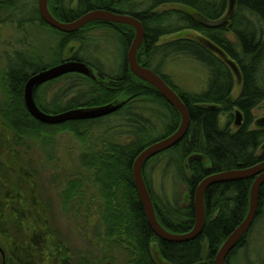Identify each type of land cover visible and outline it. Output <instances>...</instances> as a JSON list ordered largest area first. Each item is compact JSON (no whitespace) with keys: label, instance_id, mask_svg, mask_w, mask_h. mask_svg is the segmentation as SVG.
Instances as JSON below:
<instances>
[{"label":"trees","instance_id":"trees-1","mask_svg":"<svg viewBox=\"0 0 264 264\" xmlns=\"http://www.w3.org/2000/svg\"><path fill=\"white\" fill-rule=\"evenodd\" d=\"M19 1L0 0L1 8H9ZM49 2L51 14L62 23H72L89 12L104 10L134 17L144 27L145 38L137 60L179 95L189 110L191 122L184 139L176 147L150 159L143 175L160 224L173 234L190 232L195 223V192L204 179L251 168L264 161V154L259 155L264 144V129L251 128L253 111L264 101V0H236L233 16L219 28L205 26L200 18L222 19L228 12V0H76L74 8L68 7L65 0ZM168 6H181L184 10ZM18 10L26 21L37 22L57 35L58 43L48 63L24 54H17L9 61L6 73L9 101L0 109L5 131L13 133L18 143L25 137L47 143L46 131H70L85 142V133L90 128L107 120L121 119L123 130L120 133L127 138L124 143H109L103 151H88L79 157L81 168L89 179L93 178L92 184L104 204V242L124 246L129 255L127 264H160L158 260L165 264H215L219 249L248 214L252 179L219 184L207 190L206 223L199 238L185 243L161 241L153 233L142 207L133 165L145 148L178 130L181 116L155 88L131 72L127 55L135 30L127 25L94 22L75 33H61L43 21L35 5L26 10L24 6L18 7ZM96 30L111 31L119 38L121 51L116 60L120 59V63L111 73L104 71L105 62V65L100 64L97 59L98 55L107 54L108 48H103L105 43L91 38V32ZM182 31L198 35L160 44L162 38ZM227 33H232L235 41L228 39ZM208 43L226 58L207 46ZM72 44L77 48H69ZM67 51H72L74 60L87 64L94 77L68 74L42 85L35 93L39 108L47 114H60L121 104L119 110L103 118L58 126L43 124L30 115L24 103L26 82L34 74L63 63ZM180 58L192 60L205 70L207 81L202 92L181 91L163 74L169 64L178 65ZM225 59L233 61L240 69L241 90L236 98L233 93L237 78ZM63 80H71L70 85L54 92L50 107L42 104L41 92ZM236 110L244 117L239 129L233 128ZM157 132H161V136L153 139L152 134ZM164 155L167 158L160 163L159 172L164 166L165 184L159 183L162 194L156 196L147 170ZM195 155L202 156L203 160L189 162ZM79 184L72 182L67 186V204L79 191ZM117 191L123 194L126 212L116 204ZM263 215L264 185L256 221L229 254L226 264H232L236 255L248 247L249 234Z\"/></svg>","mask_w":264,"mask_h":264},{"label":"rangeland","instance_id":"rangeland-1","mask_svg":"<svg viewBox=\"0 0 264 264\" xmlns=\"http://www.w3.org/2000/svg\"><path fill=\"white\" fill-rule=\"evenodd\" d=\"M65 2L70 8L76 5V0ZM33 5L38 9V0H20L9 8L0 9L1 110L10 95L6 79L9 61L17 54H24L48 63L57 48V35L37 22L26 21V17L18 10V7L23 6L25 10L31 9ZM172 7L183 8H167ZM90 35L94 41L105 43L103 48H108L107 54L97 56L100 64H106L104 71L111 73L116 70L120 63L116 55L121 51L118 36L108 30H96ZM197 35L192 31H182L162 38L160 44ZM226 36L235 41L232 33ZM70 47L76 49L77 45L72 44ZM179 62L178 65L169 64L163 74L181 91L192 94L202 92L207 81L205 70L189 59L180 58ZM71 80L60 81L43 90L40 95L42 104L48 106L54 92L69 86ZM240 90L237 81L233 93L235 98ZM253 116L254 122L264 118V101L253 111ZM121 121L111 119L95 125L85 133V142L75 138L70 131H46L47 143L30 137L18 143L13 133L5 131L0 120V238L5 237L9 227L20 232L17 235L22 238L20 249L32 256L33 264H66L64 257H68L71 264H127L129 255L124 246L104 242V204L92 184L93 178L89 179L79 161L80 155L85 152L103 151L113 142L124 143L127 138L120 133L123 130ZM222 121L224 123L225 119ZM251 128L257 129L255 124ZM159 136L161 132L152 134L153 139ZM165 158L167 156L164 155L159 162H153L147 170L148 180L156 196L162 194L159 183L162 186L165 168L161 167L159 172V166ZM72 182L81 184L71 203L67 204L65 191ZM168 183L172 184V180ZM116 202L122 212H126L121 191H117ZM45 227L49 235L45 233ZM248 240V247L236 255L232 264L264 263V215L249 234Z\"/></svg>","mask_w":264,"mask_h":264},{"label":"water","instance_id":"water-1","mask_svg":"<svg viewBox=\"0 0 264 264\" xmlns=\"http://www.w3.org/2000/svg\"><path fill=\"white\" fill-rule=\"evenodd\" d=\"M48 2L49 0H38L39 14L48 26L61 33H75L94 22L127 25L132 27L135 30V38L127 55L128 65L131 72L155 88L168 102V104L175 108L181 116V124L178 130L171 136L162 138L145 148L139 153L133 165V178L135 187L137 189L138 196L140 198L148 223L157 238H159L161 241L169 243H185L196 240L203 233L206 223L205 194L207 190L215 185L234 183L255 178L250 190L249 211L246 218L226 239L216 255L215 264H226L229 254L249 233L257 218L260 204V191L264 185V161L251 168L219 173L204 179L199 184L195 192V223L193 229L190 232L181 235L173 234L167 231L157 219L153 200L144 179L143 170L150 159L176 147L184 139L189 130L191 122L188 108L185 106L179 95L170 86H168V84H166L159 75L146 68L137 60V53L144 42L145 30L142 24L136 18L128 15L117 14L111 11L95 10L83 15L72 23H62L51 14ZM228 2V12L222 19L210 21L200 18L201 22L209 28H219L228 23L235 12L236 0H228ZM207 46L217 52L222 58H226L222 52L218 51L210 43H208ZM225 62L232 69L239 84H241L242 79L239 67L229 59H225ZM68 74H81L94 77L93 70L87 64L75 60H65L63 63L34 74L28 79L24 88V103L28 112L34 119L46 125L58 126L71 121H84L103 118L115 113L121 107L120 104L93 109L80 108L60 114H47L43 112L35 100L36 90L42 85L57 80ZM243 121V114L239 110H236L234 127L236 129L241 128ZM256 127L258 129H264V118L256 121ZM262 148L264 150V144ZM194 160L202 161L203 158L199 155L191 156L189 158V162ZM158 261L160 264H165L160 260Z\"/></svg>","mask_w":264,"mask_h":264},{"label":"flooded vegetation","instance_id":"flooded-vegetation-1","mask_svg":"<svg viewBox=\"0 0 264 264\" xmlns=\"http://www.w3.org/2000/svg\"><path fill=\"white\" fill-rule=\"evenodd\" d=\"M0 9H1V4H0ZM65 60L66 61L67 60H74L73 53L72 52L69 53V55L65 58ZM256 121L254 122L255 125H256ZM260 130H262V129H260ZM262 146L259 149L260 155L264 154V150H263ZM254 180H255V178L252 179V182H254ZM45 229H46L45 233L47 235H49L47 227H45ZM8 230H9L8 233L6 235H4L5 237L3 239L0 238V264H33L34 260H31L32 256L31 255L29 256L28 252H26V254H25V252H23L24 249H20L23 245L22 244V238L17 236L20 234V232H18L17 230L15 232V231H13V228H10V227ZM62 252H64V251L62 250ZM63 259H64V263L71 264L68 257H67V259L65 257Z\"/></svg>","mask_w":264,"mask_h":264}]
</instances>
